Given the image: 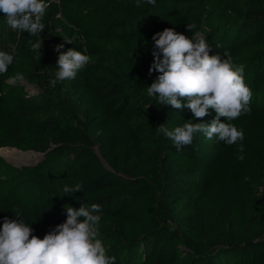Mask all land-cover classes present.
<instances>
[{"label": "trees", "instance_id": "1", "mask_svg": "<svg viewBox=\"0 0 264 264\" xmlns=\"http://www.w3.org/2000/svg\"><path fill=\"white\" fill-rule=\"evenodd\" d=\"M181 1L136 7L133 0L126 9L130 16L150 10L160 14ZM232 2L230 21L223 28L227 32L236 24V32L230 42L221 36L215 53L223 56L227 50L235 63L241 34L264 45V0ZM242 2L241 11L237 5ZM43 23V43L34 50L38 38L13 31L0 13V50L10 52L14 45L13 63L27 61L31 78L50 83L57 70L55 47L61 43L62 51L75 48L92 59L76 79L63 82L77 99L74 121H68L70 113L60 99L38 102L7 93L0 74V148L48 156L47 171L36 175L39 187L33 201L0 195V226L5 216L16 219L12 210L19 207L33 234L43 238L66 220L67 205L99 203L104 234L124 249L109 252L117 264H264V192L247 190L248 176L264 180V92L260 98L252 92L251 113L232 121L244 131L242 161L237 159L238 145L208 140L203 133L177 150L155 128L164 124L172 130L193 116L148 96L147 87L159 75L149 74L154 43L127 35L103 44L89 37L75 13L59 9L55 1ZM260 55L258 72L245 81L248 86L264 71V49ZM214 117L209 110L204 122ZM135 118L139 125L132 122ZM13 154L25 160L30 152ZM77 183L83 184L81 191L64 195L65 184ZM181 204L189 205V214L179 212Z\"/></svg>", "mask_w": 264, "mask_h": 264}, {"label": "clouds", "instance_id": "2", "mask_svg": "<svg viewBox=\"0 0 264 264\" xmlns=\"http://www.w3.org/2000/svg\"><path fill=\"white\" fill-rule=\"evenodd\" d=\"M54 0H0V13L7 25L17 33H28L37 37L33 49L42 46L40 39L44 32L43 18ZM155 6L156 0H136V7L142 3ZM191 37L165 28L152 36L154 60L149 67L159 75L147 87V94L156 97L161 105L175 109H187L193 119L169 130L164 124L155 128L157 135L171 140L177 150L190 146L198 133L208 140L215 139L226 145H238V160H243L244 131L232 121L251 113L252 91L244 78L245 66L233 62L231 53L221 56L213 54L205 31L196 30L195 24H187ZM72 43L70 40H66ZM219 47V45H217ZM0 50V74L8 71L15 59L17 49ZM64 44H58L54 78L50 86L74 80L78 72L91 62V57L75 48L62 51ZM18 78V77H17ZM209 110L215 111L210 123L204 122ZM224 118L222 121L221 118ZM198 121V122H197ZM83 189V184H65L64 195H74ZM63 196V195H62ZM67 218L57 224L43 238L33 234L34 229L21 218L19 207L14 208L16 219L3 217L0 226V264H117V258L110 255L104 241L99 238L102 220V206L92 203L79 208L66 207ZM82 218V219H81ZM174 225L170 230H174Z\"/></svg>", "mask_w": 264, "mask_h": 264}, {"label": "rangeland", "instance_id": "3", "mask_svg": "<svg viewBox=\"0 0 264 264\" xmlns=\"http://www.w3.org/2000/svg\"><path fill=\"white\" fill-rule=\"evenodd\" d=\"M59 9L66 8L75 13L80 20L89 37L106 43H115L127 35H140L152 44L154 33L162 31L165 28H174L177 32L184 33L191 37L192 31H189L187 24H195L196 30L203 29L209 45L212 47L213 54L216 50V43L221 36L226 37L227 42L233 39L236 32V24L231 25L229 31L224 30L226 22L230 21L231 10L228 5L232 0H182L177 6L168 8L167 11L157 14L156 11H149L146 15H132L127 12L126 5L133 0H54ZM146 3V2H144ZM242 11V5H237ZM148 14H151L148 16ZM233 17H236L233 15ZM240 45L239 58L235 61L237 65H244V78H250L258 72L256 69V59L262 58L260 53L264 45L257 43L246 34H241L237 39ZM216 54V53H215ZM263 73V74H262ZM259 74L257 82L249 84L252 92L256 90L257 97L263 96L264 92V71ZM18 77V78H17ZM5 91L7 93H19L33 98L38 102L60 99L68 108L70 113L68 121L75 120L74 104L76 97L67 90L63 83H58L55 88L50 83L40 82L30 77V66L27 61H16L9 65L8 71L4 73ZM62 86V89H59ZM253 97L251 98V101ZM135 125H139V118L132 120ZM8 150L5 154L0 153L2 159V173L0 175V195H9L13 193L20 201L30 203L38 193L39 182L37 174L47 171L48 156H39L38 152L33 150H23L17 148L1 147L0 150ZM13 151L22 153L30 152L27 159H21ZM247 190L253 194L264 192V180H259L252 176L247 178ZM181 214H189V205H179ZM100 237L108 252L121 249L120 243L113 242L103 231L100 224ZM126 255L123 260L126 261Z\"/></svg>", "mask_w": 264, "mask_h": 264}, {"label": "water", "instance_id": "4", "mask_svg": "<svg viewBox=\"0 0 264 264\" xmlns=\"http://www.w3.org/2000/svg\"><path fill=\"white\" fill-rule=\"evenodd\" d=\"M95 151H96L97 155L99 156V151H98L97 147L95 148ZM38 154H39L40 157L45 155V153H39V152H38ZM104 164H105V166H107L105 162H104Z\"/></svg>", "mask_w": 264, "mask_h": 264}, {"label": "bare ground", "instance_id": "5", "mask_svg": "<svg viewBox=\"0 0 264 264\" xmlns=\"http://www.w3.org/2000/svg\"><path fill=\"white\" fill-rule=\"evenodd\" d=\"M29 152V151H28Z\"/></svg>", "mask_w": 264, "mask_h": 264}]
</instances>
